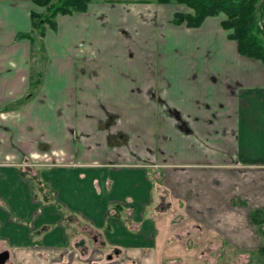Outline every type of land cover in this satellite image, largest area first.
<instances>
[{"label": "crops", "instance_id": "obj_1", "mask_svg": "<svg viewBox=\"0 0 264 264\" xmlns=\"http://www.w3.org/2000/svg\"><path fill=\"white\" fill-rule=\"evenodd\" d=\"M34 13L0 0L7 264H185L188 225L259 250L264 63L225 17L189 27L182 4L96 0L41 35Z\"/></svg>", "mask_w": 264, "mask_h": 264}, {"label": "trees", "instance_id": "obj_2", "mask_svg": "<svg viewBox=\"0 0 264 264\" xmlns=\"http://www.w3.org/2000/svg\"><path fill=\"white\" fill-rule=\"evenodd\" d=\"M45 8V14H33L35 30L41 35L45 28H55L59 15H73L87 11L96 0H30ZM158 4L178 3L189 7L193 14H178L174 22L199 27L207 18L224 14L223 27L238 43L242 56L264 63V0H152ZM31 38V36H25ZM253 223L264 224V213H254Z\"/></svg>", "mask_w": 264, "mask_h": 264}, {"label": "rangeland", "instance_id": "obj_3", "mask_svg": "<svg viewBox=\"0 0 264 264\" xmlns=\"http://www.w3.org/2000/svg\"><path fill=\"white\" fill-rule=\"evenodd\" d=\"M220 16H224L225 20L227 19L224 14ZM187 229H191L188 230V233H190L188 238H190V242L194 246V255L192 256L193 259H185V264H195L198 260L202 264H264V224L258 226L262 239L261 248L257 251L247 252L233 251L221 244L216 238L201 233L196 226L191 227L188 225ZM150 255L149 253L148 256Z\"/></svg>", "mask_w": 264, "mask_h": 264}, {"label": "water", "instance_id": "obj_4", "mask_svg": "<svg viewBox=\"0 0 264 264\" xmlns=\"http://www.w3.org/2000/svg\"><path fill=\"white\" fill-rule=\"evenodd\" d=\"M10 259L9 252H3L0 254V264H7Z\"/></svg>", "mask_w": 264, "mask_h": 264}]
</instances>
